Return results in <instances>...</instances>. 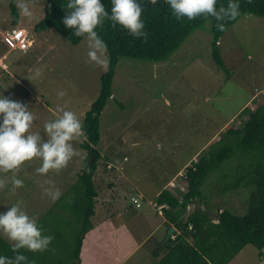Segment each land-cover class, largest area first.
<instances>
[{
  "label": "rangeland",
  "instance_id": "rangeland-1",
  "mask_svg": "<svg viewBox=\"0 0 264 264\" xmlns=\"http://www.w3.org/2000/svg\"><path fill=\"white\" fill-rule=\"evenodd\" d=\"M29 3L32 17L22 15L17 7L20 28L26 29V37L32 33L39 45L34 50L33 45L29 46L24 53L9 51L0 36V92L29 106L35 114L30 131H39L46 139L44 122L53 119L59 108L75 112L83 123L99 95L100 77L105 69L88 59L86 37L72 45L53 29L35 32L33 26L44 16L45 2ZM11 4V0H0V22L12 20ZM210 39V32L195 31L166 63L120 59L113 81L115 99L107 103L100 122L102 135L98 147L110 157L109 167L100 164L96 176L102 185L99 199L106 195V200L111 196L119 198L112 200L110 214H100L105 205L103 209L102 204L97 206L98 214L84 239L79 264H154L153 249L165 228L149 235L159 227L160 220L156 203L151 205L148 200H153L163 187L175 191L182 184L185 188L183 171L175 170H183L199 158L201 151L218 140L229 126L241 127L248 117L242 116L241 111L261 103L264 17L244 15L222 36L221 54L229 76L212 59ZM60 91L63 96L57 95ZM82 139L80 136L72 141L78 155L59 170L40 174L36 171L39 158L25 161L15 173L24 181L22 187L13 189L12 171L0 172V178L7 181L0 189V211L20 203L36 218L42 209L46 210L51 199L46 188L63 192L68 182L78 179L87 156L81 147ZM218 177L210 176L204 185L213 211H217L221 201L229 200L225 207L237 214L246 213L250 188H240L228 197L217 196L218 184L221 185ZM110 181L114 183L112 188L105 186ZM144 193L149 195L147 199ZM133 195L140 197L141 208L136 207ZM114 209L118 211L112 214ZM136 223L131 236L128 229ZM72 242L74 234L68 244L59 247L58 253L48 254L50 261L74 264ZM228 264H264V257L256 246L248 244Z\"/></svg>",
  "mask_w": 264,
  "mask_h": 264
},
{
  "label": "trees",
  "instance_id": "trees-1",
  "mask_svg": "<svg viewBox=\"0 0 264 264\" xmlns=\"http://www.w3.org/2000/svg\"><path fill=\"white\" fill-rule=\"evenodd\" d=\"M16 1L11 0L12 20L0 22L4 31L13 29L6 28L18 21ZM34 1L45 2L44 16L33 26L35 32L53 29L72 45L81 42L84 37L75 36L73 30L63 24L67 0ZM102 2L110 12L111 0ZM142 3L141 15L147 30L146 38L128 33L120 25L114 27L107 18L97 26L96 31L107 44L109 66L101 74L99 95L92 102L82 123L81 147L87 151V156L78 179L68 182L63 192L60 189V197L55 201L50 199L47 209L36 214V219L44 229L43 234L51 235L53 239L43 251L19 249L27 257L23 264H53L48 254L58 253L59 247L66 242L68 244L73 234L72 255L74 264H79L84 239L98 214V202L102 203V209L105 205L100 214L106 215L113 208L112 200L119 198L111 196L110 201L106 200V195L102 200L99 199L102 185L98 184L96 176L100 164L109 167L110 157L102 154L98 147L102 135L100 122L107 103L115 99L113 81L120 59L126 57L166 63L195 31L204 30L211 34L212 59L229 76L230 70L221 54L222 36L244 15L264 17V0H239L240 15L235 20H226L225 29L221 31L216 27L215 17L198 16L192 20L184 17L177 20L167 0H142ZM227 3L228 0H217V7L227 6ZM34 44L32 50L39 45L37 41ZM241 113L242 116L248 115L241 127L229 126L218 140L201 151L199 158L185 165L181 175L185 188L182 189V184L175 191L163 187L156 196V204L165 205L162 210L165 226L168 229L174 225L176 231L164 245L161 242L165 237L157 241L153 249L156 258L154 264H228L248 244L256 246L259 255L264 257V96L261 103ZM215 174L219 175L216 180L221 183L218 184L217 196L228 197L240 188H250L246 213L237 214L229 206L225 207L229 200L221 201L217 211H213L209 205L210 194L204 192V185ZM113 185L111 181L105 182L106 187L112 188ZM115 211L118 210L114 209L112 214ZM11 244L6 236L0 234V255L13 257L15 253Z\"/></svg>",
  "mask_w": 264,
  "mask_h": 264
},
{
  "label": "clouds",
  "instance_id": "clouds-1",
  "mask_svg": "<svg viewBox=\"0 0 264 264\" xmlns=\"http://www.w3.org/2000/svg\"><path fill=\"white\" fill-rule=\"evenodd\" d=\"M167 5L177 20L184 17L189 20L198 16L215 17L216 27L221 31L225 29L226 20H235L240 15L239 0H228L227 6L219 7L217 0H167ZM17 7L22 15L32 17L29 0H17ZM66 8L63 24L72 29L75 36L86 37L88 59L105 70L109 66L107 44L96 29L106 18L114 27L120 25L135 36H147L141 15L142 0H111L110 12L102 0H67ZM19 30L27 32L26 29ZM29 34L34 43L33 34ZM36 75H39V71ZM57 95L63 96L64 92L60 91ZM53 115V119L44 122L45 139L41 132L30 131L35 114L29 110V106L0 92V172H13V189L23 186L24 181L15 173L25 161L39 158L40 166L36 171L47 174L50 170L63 168L74 155H78L72 141L82 135L81 120L75 112L65 108H59L58 113ZM182 171L179 170L180 173ZM6 183L5 179L0 178V189ZM45 192L53 201L61 195L59 189L46 188ZM133 196L139 198L138 195ZM43 233L38 220L29 215L20 203H13L6 211H0V234L12 242L15 253L13 257L0 255V264H23L27 257L18 251L21 248L29 251L47 249L53 237Z\"/></svg>",
  "mask_w": 264,
  "mask_h": 264
},
{
  "label": "built area",
  "instance_id": "built-area-1",
  "mask_svg": "<svg viewBox=\"0 0 264 264\" xmlns=\"http://www.w3.org/2000/svg\"><path fill=\"white\" fill-rule=\"evenodd\" d=\"M27 32L23 30H18V29H11V30H6L3 31L1 34L2 39L4 42L7 44V46L10 48V50H15V49H20L22 51L28 50L29 46L32 45L33 39L29 35L27 36ZM174 182L172 183V185ZM132 200L136 202V205L139 207L141 206V200L140 198L136 196H132ZM165 205H157L156 207L158 208L159 212L162 213L163 207Z\"/></svg>",
  "mask_w": 264,
  "mask_h": 264
},
{
  "label": "crops",
  "instance_id": "crops-1",
  "mask_svg": "<svg viewBox=\"0 0 264 264\" xmlns=\"http://www.w3.org/2000/svg\"><path fill=\"white\" fill-rule=\"evenodd\" d=\"M14 23V22H13ZM22 22H21V16H19V18H18V21H17V23H14V24H12L11 23V25H9L6 29H9V28H14V29H18L19 30V28L20 27H22ZM5 29V30H6ZM4 31V29H2L1 27H0V36H1V34H2V32ZM34 41H35V39H34ZM36 42V41H35ZM36 44V43H35ZM35 44H34V46H35ZM33 46V47H34ZM18 50H20V49H18ZM9 51H10V49H9ZM21 51V50H20ZM0 59H2V58H0ZM1 61V60H0ZM2 67H5V66H3L2 65ZM6 68V67H5ZM179 170V169H178ZM178 170H175L176 172L178 171ZM136 192H138V191H136ZM160 192V191H159ZM158 192V193H159ZM158 195V194H157ZM156 195V196H157ZM148 196L149 195H145V193H144V199H147L148 198ZM156 196L155 197H153V200H148V202L151 204V205H153L154 204V206H155V198H156ZM140 198V197H139ZM141 200V199H140ZM141 203H142V201H141ZM99 204H102L100 201L98 202V206H99ZM143 206V204L141 205V207ZM140 207V208H141ZM138 208V207H137ZM156 211H157V214H156V216H157V219H159L160 220V222L158 223V225H157V229H156V227L151 231V232H149V235H151L152 233H155V234H158V230L161 228V229H163V228H165V233L163 234V237H165L166 236V231L168 230L167 229V227L165 226V224H164V215H163V212L162 213H160L159 212V210H158V208L156 207ZM136 217V216H135ZM130 228L128 229L129 230V235H131V236H134V234H135V230H136V228H137V223L136 224H130ZM134 227V228H133ZM149 235H147V236H149ZM162 237H160V239H161ZM83 251H84V249H82ZM82 251V252H83Z\"/></svg>",
  "mask_w": 264,
  "mask_h": 264
},
{
  "label": "water",
  "instance_id": "water-1",
  "mask_svg": "<svg viewBox=\"0 0 264 264\" xmlns=\"http://www.w3.org/2000/svg\"><path fill=\"white\" fill-rule=\"evenodd\" d=\"M175 231H176L175 226L174 225H171L168 228L167 233H166V236H165V238H164V240H163V242H162L161 245H164L171 238V236L175 233Z\"/></svg>",
  "mask_w": 264,
  "mask_h": 264
}]
</instances>
